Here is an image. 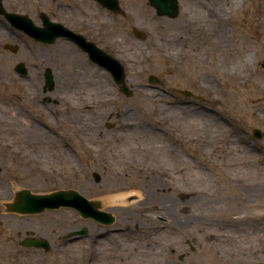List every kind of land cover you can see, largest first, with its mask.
Here are the masks:
<instances>
[{
	"label": "rangeland",
	"instance_id": "1",
	"mask_svg": "<svg viewBox=\"0 0 264 264\" xmlns=\"http://www.w3.org/2000/svg\"><path fill=\"white\" fill-rule=\"evenodd\" d=\"M195 1L190 0L186 4L173 24L170 19L158 17L155 29L146 32L143 40L135 39L132 34L127 36L125 42L133 45L125 48L127 53L122 51L115 55L126 68L128 85L134 92L131 96L124 95L110 76L108 82L97 83L89 89L88 102L81 96L76 97L82 105L79 108L63 103L49 104V107L55 106L57 121L44 104L35 105L31 90H25L22 83L34 78L35 69L29 52L36 51L38 46L31 40L18 37L11 42L19 47V51L13 53L4 50L0 43V118L6 121L0 126V160L4 161L1 166L9 169L5 174L16 172L15 176H24L30 171L34 179L41 177L45 180L46 189H74L92 201L99 195L118 190L139 193L133 198L134 204H118L104 209L116 217L109 226L92 218H83L75 209L65 207L45 216L46 222L56 218L64 225V230L77 226L88 229L89 235L76 243L84 255L79 263L107 264L103 257L95 260V243H101L95 236L103 235L101 240L118 243L111 230L124 228L125 233L120 234L123 246L118 243L113 248L118 254H126L124 245L130 241L138 247L149 236L162 234L165 240L178 239L177 245H170V253L166 256L168 264H235L232 260H221L220 249H217L219 244L215 243L213 235H203L202 230L235 231L242 219L254 231L264 223V206L238 212L233 210L236 203L217 204L219 196L228 195L237 201L250 197L253 204L259 205L261 200L257 199H261L264 190H257L244 181H228L213 162L217 155L223 156L225 149L232 146L250 147L255 152L254 159L264 164V137H253L256 128L264 134V0H238L240 11L233 8L234 0H197L200 4ZM207 4L216 8L224 4L227 21L221 26L233 35V49L222 47L221 37H218L220 33L201 39L192 29L193 22L206 11ZM185 33L190 39L186 38L189 42L186 54L175 62L168 54V37ZM19 61L29 63L28 76L23 77L15 71ZM94 74H98L96 70ZM151 76L161 84L151 85L148 80ZM169 86L191 91L204 100L191 97L172 99L167 93ZM107 88H111L112 93L107 92ZM146 95L151 97L149 101L144 99ZM184 100L186 102H179ZM78 117L84 118L89 127H98L103 135H88L90 139L85 142L82 130L88 126H80ZM125 121L135 124L140 134L138 143L163 145L168 163L173 161L167 150H182L186 159L195 161L198 167L212 174L217 180L215 203L199 202L187 190L158 196V190L152 187L154 180L149 181L143 175L145 164L131 165L136 157L123 151L127 148L122 139L128 131L124 127ZM205 121L221 123V128L228 134L223 137L224 133H218V128L216 132L207 130L201 134V143H198L178 133L180 127L190 133ZM26 122L38 129L51 131L57 143L53 146L46 139L41 146L43 150L37 151L15 145L12 140L15 128ZM85 133L90 132L87 130ZM205 147L215 150L214 156H208L203 150ZM95 173L101 176L100 181H96ZM181 174H184V169ZM20 182L25 185L24 181ZM159 203L170 207L183 204L187 212L198 210L203 214L189 218L186 216L189 213L180 215L179 211L172 209L162 214L155 210ZM218 208L226 211L220 212ZM149 225L154 229L150 234L146 230ZM127 232L131 237L125 236Z\"/></svg>",
	"mask_w": 264,
	"mask_h": 264
},
{
	"label": "flooded vegetation",
	"instance_id": "2",
	"mask_svg": "<svg viewBox=\"0 0 264 264\" xmlns=\"http://www.w3.org/2000/svg\"><path fill=\"white\" fill-rule=\"evenodd\" d=\"M189 1L168 0L170 7L174 2L178 7V15L172 18L160 16L151 0H0V43L4 50L13 53H17L19 47L11 42L18 37L38 46L36 51L29 52L34 78L22 83L25 90H31L35 105L44 104L57 121L55 106L49 107V104L63 103L79 108L82 105L76 97L81 96L88 102L90 84L110 80V72L96 62V56L117 57L115 54L126 53L125 48L133 45L125 42L127 36L146 37V32L155 29L158 17L170 19L173 24ZM19 21L33 23L41 30V36L54 40H37L16 26ZM186 44L183 34L170 35V59L176 62L183 58ZM20 64H24L27 71L23 77L28 76L29 63L19 61L15 71ZM48 72L53 76L52 82L47 80ZM182 92L174 86L167 89L172 99L185 98ZM94 132L103 135L99 128ZM82 135L86 142L90 139L87 136L92 134L83 132ZM1 165H4L3 160H0V264H87L79 263L84 255L76 243L89 235L88 229L85 235H77L73 233L85 227L64 230V225L56 218L46 222L45 216L60 208L31 210L30 194L50 195L55 191L46 189L41 177H31L30 171L24 176H15L16 172L6 175L9 169ZM31 179L34 181L30 182Z\"/></svg>",
	"mask_w": 264,
	"mask_h": 264
},
{
	"label": "bare ground",
	"instance_id": "3",
	"mask_svg": "<svg viewBox=\"0 0 264 264\" xmlns=\"http://www.w3.org/2000/svg\"><path fill=\"white\" fill-rule=\"evenodd\" d=\"M161 1L166 2L165 0ZM228 5L231 4L228 3ZM197 6L199 7V5ZM232 6L237 11L241 10V5L238 3V0H234ZM204 10L206 11L200 13L199 18L193 22L192 29L198 33V36H200L201 39H204L205 36H213L220 33L218 37H221L220 42L223 45L222 47L226 50L233 49V35L228 29L223 27V25L221 26L223 22L227 21L224 4L217 5V8L213 7L211 4H207ZM183 37H186V33L183 34ZM187 39L190 40L189 38ZM188 43L189 42L186 44L187 46ZM131 53L132 52L128 54ZM94 85H96V83L90 84L89 87L94 88ZM107 92L112 93V89L107 88ZM144 99L149 101L151 97L146 95ZM70 119H73L74 121L76 120V118L71 117ZM78 120L80 126L89 127V123L84 120V118L80 119L78 117ZM4 123H6V121L0 118V126L4 125ZM123 123L124 127L128 129V131L122 136L123 141L127 144V148L123 151L129 155L131 154L132 157H136V160L130 162L131 165L137 167L140 162L145 164V173H143V175L149 179V181L154 180L155 183L152 187L158 190V196L165 197L169 192L187 190L191 192V195L195 196L194 198H197L199 202H205L210 205L215 203L214 201L217 194L215 192V186H217V180L212 174L206 172L203 168L198 167V164L195 163V161L186 159L182 150H167V153H170L169 155L172 157L173 161V163H168L166 150L163 145L156 143L142 145L138 143L137 141L140 139V134L137 133L135 124L129 121ZM88 127L82 131L85 132L89 130L92 136L98 135L96 134L97 132H94L98 127ZM216 128H218V133H224L223 137L228 134L224 128H221V123H213V121H205L190 133L184 127H180L178 133L183 138L188 137L190 138L189 140L201 143V134L207 130H213L216 132ZM15 129L16 133L12 137L13 143L15 145H21L23 148L28 149V151L43 150V147L41 146L46 143V139L49 141L48 143H51L53 146L57 143L51 135V131L38 129V127L32 126L29 122L19 123ZM52 149L55 150L53 147ZM203 150L208 156H214L215 154V150L211 149V147H205ZM50 153L52 154V151H50ZM254 153L255 152L250 147L248 149L228 146L225 149L223 156L217 155L218 159L215 158L213 162L218 165L219 169L217 170H219L223 177L228 181H244L255 187L257 190H264V164L254 159ZM144 160L148 161L146 162ZM182 169H184L183 175L181 174ZM138 194L137 191L133 190H118L112 194L99 195L94 198L93 202L98 204L99 210L104 211L106 207L118 204L126 206L134 204L136 201H133V198ZM262 194L263 196L261 195V199L260 197L257 199L261 200L259 205L253 204L250 197L241 198L240 201H237L228 195L222 197L217 195L219 196L217 204L225 202V204L229 203L230 205H233L236 203L233 208L234 211L247 212L264 206V191ZM162 204L164 203H159V206L155 207V210H159V212L163 214L169 213V210L172 209L177 212L179 211L181 213L180 215L184 213L186 215V206L184 207L183 204L177 203L176 205L174 204L175 206L172 205V207L167 204L162 206ZM217 210L220 212L226 211L222 208H218ZM187 213H189V216H186L189 218L203 214L202 211L198 210H191ZM244 222V220L240 219L235 231L221 230L218 232L212 229H203L202 234L213 235V238L216 240L215 243L219 244L217 249H220L219 257L222 261L229 262L232 260L235 264H264V223L259 226L257 230L253 231L248 228ZM99 223L103 224L101 222ZM151 227L152 226L150 225L146 227L147 233L149 232V234L154 230ZM124 231V228L111 230V233H113L114 237L117 239L116 241L121 247L123 244H121L120 234L125 233ZM128 233L129 232H127V235L125 236L131 237L130 233ZM95 237L101 241L100 244L95 243V260L103 257V259L109 264H168L166 256L170 253V245H177L178 240L177 238H174L173 241L165 240L163 235L159 234L156 237L149 236L148 239H145L138 247H136L135 243L130 241L129 244L124 245L126 246L124 251L126 254L123 255L118 254L113 250V248L115 249L117 247L116 245H118V243H110V240H101L102 237H104L103 235H97Z\"/></svg>",
	"mask_w": 264,
	"mask_h": 264
},
{
	"label": "water",
	"instance_id": "4",
	"mask_svg": "<svg viewBox=\"0 0 264 264\" xmlns=\"http://www.w3.org/2000/svg\"><path fill=\"white\" fill-rule=\"evenodd\" d=\"M166 2H162L161 0H152V3L157 8L158 13L160 15H168L171 17H175L177 15V5H174L173 7L167 6V0ZM175 3V2H174ZM174 10V11H173ZM16 26L28 33H30L32 36H35L38 39L42 40H48L52 41L53 39H45L41 36H39L40 29L36 28L33 24H29L28 22H18L16 23ZM140 37L141 35L138 34ZM16 47H13V50H15ZM96 62L101 64L102 66L106 67L112 74L114 80L116 83L120 86V90L125 93L127 96H131L133 92L126 84V74L124 71V67L121 64L120 61L115 59L112 56L101 54V56L95 57ZM264 67V62L262 63ZM18 72L26 74V69L24 67V64H21L16 69ZM47 79L49 82L53 80L52 74L48 72ZM158 79L154 76H151L149 78V82L152 84L158 83ZM186 96H194L191 92H185ZM253 135L256 139H262L264 137V134L262 130L260 129H254ZM94 177L96 181H100L101 176L98 173L94 174ZM31 200V205L37 206L40 205L41 209L43 208H56L60 206H68V207H74L76 208L83 217L89 218L92 217L96 219L97 221L110 225L113 224L115 221V217L112 213L107 211H101L98 208V204L89 200L85 196H83L80 192L74 189L70 190H60L57 191L51 195L47 196H33L31 195L29 197ZM86 232V229L83 231H80L79 234H84Z\"/></svg>",
	"mask_w": 264,
	"mask_h": 264
}]
</instances>
